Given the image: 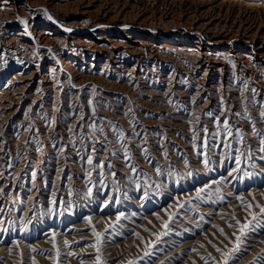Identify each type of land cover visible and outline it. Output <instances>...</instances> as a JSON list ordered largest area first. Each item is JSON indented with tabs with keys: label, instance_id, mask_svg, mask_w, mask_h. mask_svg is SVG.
Listing matches in <instances>:
<instances>
[{
	"label": "rangeland",
	"instance_id": "1",
	"mask_svg": "<svg viewBox=\"0 0 264 264\" xmlns=\"http://www.w3.org/2000/svg\"><path fill=\"white\" fill-rule=\"evenodd\" d=\"M19 2L0 88H53L0 104V264H264V0Z\"/></svg>",
	"mask_w": 264,
	"mask_h": 264
},
{
	"label": "bare ground",
	"instance_id": "2",
	"mask_svg": "<svg viewBox=\"0 0 264 264\" xmlns=\"http://www.w3.org/2000/svg\"><path fill=\"white\" fill-rule=\"evenodd\" d=\"M259 4H260V2H257V3L255 2L252 4V6H259ZM20 5H23V4H21V2H19V0H2V1H0V17H2V15L7 13V12H9V13L12 12L14 14H17V16H18ZM87 5H89V4H87ZM87 5L82 8V10H81L82 14L89 16V15H92L93 13L96 12L95 10H93V7H90ZM203 13L206 14L205 17H202V19L194 22L195 25L199 26L198 27L199 29L203 28V29H207L210 31L219 29L220 24L217 23L219 21L218 18L213 19L209 22V20H208L209 18H206L209 13L208 12H203ZM101 15L104 19L110 18V20H112L113 18H115L114 17L115 13L112 10L111 11L105 10L102 12ZM5 18H6V16H5ZM5 27H6L5 29H7L6 33L9 35L7 38L8 40H10L9 44L15 45L16 50H18V51L23 50V51H31L32 52L33 49H35L33 45H30L28 42H26V38L28 37V32H29V30H28L29 28L27 25H26L24 30H17L15 28V26L10 25V24L6 25ZM241 30L244 31L243 34H245L246 36L248 35L249 37H255L258 34H261V32H262L260 28L257 30L252 25V22L250 21L249 18L246 20V24L243 26V28H241ZM33 39L36 42L40 41L43 45L44 44L46 45L49 42L52 43V42H55L57 40H60L58 38L57 34L47 32V31H43V32L41 31V33H39V35H37L36 37H33ZM3 53H6V52H3ZM8 53H10V52H8ZM5 55H2V59L5 57ZM30 56H31V54H30ZM14 61L18 62L19 60L16 58V59H14ZM53 69L54 68L52 66H47L45 72L43 73V75L41 77H38V75H39L38 70H35V71L32 70L31 72H25V73H24V71L16 72L10 80H15L16 78L19 79L18 81L21 83V87H20V89H18V88L15 89V87L14 88L8 87L9 83L11 84V82L8 81L9 83L7 82L6 86L4 85L5 86L4 88H2V87L0 88V104H2V106H3L4 102L8 101L11 104L15 103V104H18L20 106L24 102V100H26L27 98L35 97V96H38V94L42 93L43 91L51 90L53 88V87H51V85H53V82L50 80V78H51V73L53 72ZM7 108H8V106H7Z\"/></svg>",
	"mask_w": 264,
	"mask_h": 264
},
{
	"label": "snow or ice",
	"instance_id": "3",
	"mask_svg": "<svg viewBox=\"0 0 264 264\" xmlns=\"http://www.w3.org/2000/svg\"><path fill=\"white\" fill-rule=\"evenodd\" d=\"M49 19H51L50 16H49ZM21 23L26 24L27 22H26V21H21ZM89 103H91V101H89ZM260 117H261V120L264 121V110H261V111H260ZM109 124H110V126L113 128V131H114V133H115L116 136H117V142H121V148L123 149V151H124V153H125V156L128 157V156H129L128 148H127V146H126L124 143H122V142L125 140V134H124L123 129L117 128L115 125H112L111 122H109ZM90 127H92L93 130H95V125H92V126H90ZM69 131H72V130L69 129ZM99 131L103 132V129H99ZM134 132H135V130H134ZM262 143H264V141H262ZM129 158H130V157H129ZM87 162H88L89 164L92 163V159H91V157L88 158V161H87ZM237 162H239V157H237ZM132 170L135 171V167H134V166H132ZM158 170H159V169H158ZM32 175H33V177H35L36 174L33 173ZM261 212L264 213V208H261ZM253 219H256V217L253 216ZM237 223H239V221H238ZM257 223L259 224L260 222L257 221ZM261 226H264V225H261ZM248 227H249V225H247V224L242 225L241 228H240L241 233H243L244 230H245L246 228H248ZM253 227H255V226H253ZM221 231H222V230H221ZM239 242H240V238L237 237V245H239ZM217 251H220V249H217ZM222 255H225L224 264H228V257H227V255H226V254H223V253H222ZM261 259H264V257H262Z\"/></svg>",
	"mask_w": 264,
	"mask_h": 264
}]
</instances>
